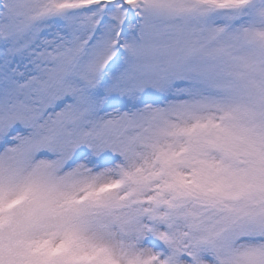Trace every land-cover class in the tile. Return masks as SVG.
Here are the masks:
<instances>
[{"label": "snow or ice", "instance_id": "1", "mask_svg": "<svg viewBox=\"0 0 264 264\" xmlns=\"http://www.w3.org/2000/svg\"><path fill=\"white\" fill-rule=\"evenodd\" d=\"M0 264H264V0H0Z\"/></svg>", "mask_w": 264, "mask_h": 264}]
</instances>
